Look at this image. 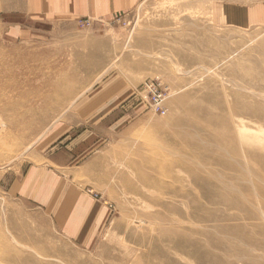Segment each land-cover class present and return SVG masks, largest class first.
I'll return each instance as SVG.
<instances>
[{
    "label": "rangeland",
    "instance_id": "obj_1",
    "mask_svg": "<svg viewBox=\"0 0 264 264\" xmlns=\"http://www.w3.org/2000/svg\"><path fill=\"white\" fill-rule=\"evenodd\" d=\"M223 1L141 0L33 41L0 31V97L23 117L0 127V239L13 255L0 264H264V113L239 107L264 106V26L220 23ZM121 77L138 85L125 95L133 120L118 102L86 120ZM60 153L71 190L96 205L80 240L34 198Z\"/></svg>",
    "mask_w": 264,
    "mask_h": 264
},
{
    "label": "crops",
    "instance_id": "obj_2",
    "mask_svg": "<svg viewBox=\"0 0 264 264\" xmlns=\"http://www.w3.org/2000/svg\"><path fill=\"white\" fill-rule=\"evenodd\" d=\"M141 0H0V31L6 38L15 41H33L37 33L47 25H60L74 20L80 22L83 19H94L95 17L114 16L118 13L129 11L134 8ZM220 23L231 27L264 26V0H224L221 5ZM93 17V18H91ZM91 21V20H90ZM97 69H92L96 71ZM117 84L115 90L116 97L101 95L94 98L91 109L97 113H92L86 120L93 121L95 116L103 113L111 105L118 102L121 104L123 113L130 115V121L136 112L130 103L133 97H125L131 89L137 88L131 81L124 79ZM75 88V87H72ZM142 88L140 94L144 96ZM80 97V96H79ZM78 97V98H79ZM77 98V102H78ZM129 101L126 106L125 101ZM145 100V98H144ZM125 103V106L123 104ZM120 105H118L119 108ZM123 106V108H122ZM101 110V111H99ZM64 114V113H63ZM62 114V116H63ZM77 115L83 116L82 112L77 111ZM60 116V118L62 117ZM96 121V120H95ZM106 131H111V126L105 127ZM82 144L85 146L91 142L89 135L81 137ZM83 147L80 151H69L71 161L81 159V151L89 152L90 149ZM86 148V149H85ZM73 152V154H72ZM76 152V153H75ZM85 152V153H87ZM64 153L51 158L49 172L44 174L41 181L37 182L35 190V201L43 206L48 212L53 214V221L65 228L67 234L73 239H81L86 236L85 229L90 225L92 213L95 210L94 198L87 194L79 193L77 189L70 188L66 180H71L75 176L70 174L69 168L64 165ZM91 163V162H90ZM87 165V164H86ZM85 165V168H86ZM54 169V170H53ZM68 170L67 172L65 170ZM82 169V168H81ZM61 172V175L58 172ZM64 171V172H62ZM64 173V174H63ZM33 183V182H32ZM55 217V218H54Z\"/></svg>",
    "mask_w": 264,
    "mask_h": 264
},
{
    "label": "bare ground",
    "instance_id": "obj_3",
    "mask_svg": "<svg viewBox=\"0 0 264 264\" xmlns=\"http://www.w3.org/2000/svg\"><path fill=\"white\" fill-rule=\"evenodd\" d=\"M30 55H32V54H30ZM22 58V57H21ZM248 74V72L247 71H242V75L243 76H245V75H247ZM15 76H16V74H15ZM11 78V77H10ZM9 78V79H10ZM8 79V78H7ZM31 87V86H30ZM33 87V86H32ZM57 88V87H56ZM59 88H61V87H59ZM67 88H70V87H67ZM62 89V88H61ZM144 89V91H145V93L146 94H148V90L147 89H145V88H143ZM67 91V90H66ZM23 96V95H22ZM41 96H42V94H41ZM0 99H5V101H7V106H9V107H11V109L10 108H3V109H0V120H1V130L2 129H12V128H14V129H18L19 127H20V125H21V120H22V113H15V111L13 112V107H14V110H15V107H17L16 105H14V104H11V102L13 101V98H11V97H6L5 95H1V97H0ZM183 99V98H182ZM180 101H181V98L179 99ZM178 100V101H179ZM3 101V100H2ZM179 101V102H180ZM241 101V100H240ZM239 101V102H240ZM27 103V102H26ZM164 103H165V101H164ZM163 103V104H164ZM22 107H24L25 108V110H24V112H28V113H33V110H32V107H31V105H29V103H27V104H25L24 106H22ZM240 110H242V111H247L248 112V114H252V115H254V116H258V115H260V114H262V113H264V106H263V104H261L260 102H258V101H255V100H248V102H244L243 104H241L240 106ZM21 109V108H20ZM20 109H18V110H20ZM10 129V130H11ZM6 131V130H5ZM35 142V141H34ZM150 160H152L153 162H154V160L153 159H151L150 158ZM203 181L205 182V179L204 178H201V177H197L196 176V179H195V182H199V183H201L202 185H203ZM156 183H158V182H156ZM148 184H149V186H152V185H156L155 184V182L153 181V180H150V181H148ZM160 188L161 189H163V190H165L166 189V187L165 186H163V185H161L160 186ZM203 193L204 194H207V191H206V189L203 191ZM175 209H177V208H175ZM11 245H9V244H5V243H3V241L0 239V249H2L3 250V253H2V255L0 256V257H5V258H3V259H5V261L6 262H8V263H10V262H12L13 260H12V258H13V255H11V254H9L10 252H9V247H10Z\"/></svg>",
    "mask_w": 264,
    "mask_h": 264
},
{
    "label": "built area",
    "instance_id": "obj_4",
    "mask_svg": "<svg viewBox=\"0 0 264 264\" xmlns=\"http://www.w3.org/2000/svg\"><path fill=\"white\" fill-rule=\"evenodd\" d=\"M81 23H83V25H88L90 23V20H83L81 21ZM152 82H146L144 85V88L148 90V93L151 91L153 92V100H152V104L153 106L157 107V108H161L162 107V103L165 101V95L162 92H158L155 88V86L153 84H151Z\"/></svg>",
    "mask_w": 264,
    "mask_h": 264
}]
</instances>
